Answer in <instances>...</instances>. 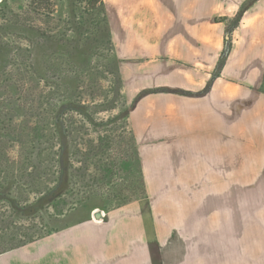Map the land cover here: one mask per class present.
Instances as JSON below:
<instances>
[{
  "label": "rangeland",
  "instance_id": "rangeland-1",
  "mask_svg": "<svg viewBox=\"0 0 264 264\" xmlns=\"http://www.w3.org/2000/svg\"><path fill=\"white\" fill-rule=\"evenodd\" d=\"M132 2L136 3L103 0L109 26L126 20L135 6ZM250 2L150 0L142 4L160 24L168 22L169 9L183 8L191 23L206 19L210 30L236 3L243 8ZM97 6L91 0H0V264H77L76 252L79 264H90L93 254L95 264L102 262V256L114 264H148L134 221L126 217L138 209L147 215L148 200L157 202L153 214L167 233L196 225L179 219L162 224L164 217L209 212L215 224L223 221L229 226L223 218L220 221L229 217L238 227L237 233L231 235L228 229L224 235L219 230L222 225L217 224L221 226L213 236L209 234L211 242L230 235L238 246L227 255L224 247L192 248L190 257L195 264H264V80L258 90L253 88V94L239 96L232 141L223 143L222 153L210 159L208 153L200 152L198 142L184 145L193 153L183 154V168L172 176L159 175L153 187L161 189L146 192L132 127H124L116 117L131 103L124 92L111 29L108 39ZM214 42L202 45L208 60L215 53ZM73 48L86 56L85 63L68 58ZM66 76L75 81L68 82ZM54 82L61 87L57 99H76L90 115L87 121L74 115V128L66 138L71 152L66 154L68 172L76 175L71 189L84 201L62 214L55 213L45 200L32 204L55 183L58 172V142H47L52 118L46 113L47 95ZM70 111L66 109L64 116L69 118ZM40 149L44 173L26 176L30 169L25 156ZM48 153L52 155L45 160ZM164 169L171 173V167ZM11 173L17 174L16 181ZM29 180L37 188L30 190ZM18 196L19 210L10 202ZM136 203L140 208L132 207ZM95 209L104 212L102 220L94 218L99 223L91 216ZM25 232V243L12 247ZM205 236V232L194 235ZM128 253L135 256H125Z\"/></svg>",
  "mask_w": 264,
  "mask_h": 264
},
{
  "label": "crops",
  "instance_id": "crops-1",
  "mask_svg": "<svg viewBox=\"0 0 264 264\" xmlns=\"http://www.w3.org/2000/svg\"><path fill=\"white\" fill-rule=\"evenodd\" d=\"M133 1H136L132 2L135 6L125 16L126 20L118 24L110 22L109 27L120 61L124 92L131 103L129 120L148 192L161 189L158 184L156 189L153 187L159 182V175L172 176L177 169L183 168V154L188 150L193 153L190 146L184 145L198 142L202 145L200 152L208 153L209 158L214 159L223 152V143L232 141L233 115L239 96L253 94V88L258 90L264 80V0H251L243 8V2L236 3L224 20L213 22L210 30L206 19L191 23L190 14L183 8L167 9L168 22L160 24L151 9L142 4V1L150 0ZM241 9L240 20L230 33V49L220 72L214 75L225 44L227 21ZM140 24L142 28H139ZM213 40L215 53L208 60L202 49ZM192 42L196 46L192 47ZM168 166L172 168L171 173L164 169ZM148 203L147 215L138 209L140 203L132 205L138 207V211L131 217L126 215L130 223L134 221L139 232L148 264H195L190 257L192 248L200 250L205 244L210 248L224 247L227 255L238 246L237 241L229 239L230 235L221 242H211L209 237L221 225L219 230L224 235L228 229L231 235L237 233L238 227L228 221L229 217L220 219L229 226H224L223 221L216 226V221H211L214 216L208 215L210 212L190 217L166 216L160 223H177L179 219L187 225H196L167 233L153 214L157 202L153 200L151 204L148 200ZM205 206L201 205L199 209ZM209 224L211 226H207ZM190 232L195 236L205 232L206 236L193 235L191 239ZM131 255L134 254L125 256ZM74 256L79 264L77 252ZM88 261L95 264V255ZM101 261L97 264H114L104 256Z\"/></svg>",
  "mask_w": 264,
  "mask_h": 264
},
{
  "label": "trees",
  "instance_id": "trees-1",
  "mask_svg": "<svg viewBox=\"0 0 264 264\" xmlns=\"http://www.w3.org/2000/svg\"><path fill=\"white\" fill-rule=\"evenodd\" d=\"M91 1H92L93 6H95L96 4L98 5L97 10L101 14H103V18H102L103 25H104L103 32L106 33V36L109 39L110 38V29H109V23L107 20L103 0H91ZM241 15H242V9L236 14V16L234 18L227 21V26H226V31H225L226 32L225 44H224V48H223V51H222L221 56H220V60L218 61V64L216 66V70L214 72V75L220 71V68H221V66L225 60V57H226V55L230 49V44H231L230 33L232 30V27L235 26L238 23V21L240 20ZM76 48H73L71 50L69 49V51L67 52L68 58L71 59L72 61L73 60H80L83 63H85L86 56L81 57V55H82L81 53L75 52ZM34 70L38 72V70L36 68H34ZM66 78H67L68 82H74L75 81V78H71L70 76L69 77L66 76ZM119 80H120V78H119ZM71 86L74 87L73 85H71ZM51 87L52 88L50 89V92H48V95H47V106H49V107L47 108L48 111H46V113L48 112L49 116L52 115L51 122H50L51 126L48 127L50 129V132H49V137L47 139L48 140L47 142H49V143L51 141L54 143L58 142L57 157L55 159L58 172L56 175L55 183L51 187H49L48 189H45L46 190V192L44 191L45 194L42 193L44 195H39L36 198V201H34V203L32 201V204H35V203L41 204L43 202V200H45L54 209L55 213L62 214L66 210H69L70 208H74L79 202L81 203L82 201H84L83 196L76 195V193L73 192V190L71 189V185L73 183L72 177L76 176V175H74L72 171L68 172V168L70 166H68L66 154L71 153V152L67 148L66 138L68 135L71 134V132L74 128V125H72L73 122H75L74 121V115L80 114L84 120H86V119L89 120L90 115L86 114L85 110L83 109L84 106L80 103V101H78L76 99H71L70 97H67V99H57L56 97L60 96V91H61V87L58 83L54 82L51 85ZM56 94H58V95H56ZM118 94H120V91L118 92ZM130 107H131V104H130V106L122 109L119 112V114H117V116H116L119 119H122L120 121L123 122V126L127 127V128L130 126V123H129ZM66 109L69 111L71 110L69 112L70 113L69 118L65 117L66 116L65 115ZM82 112L84 113V115L82 114ZM80 120H82V119H80ZM66 122H68V124H64ZM133 137H134V134H133ZM63 143H64V147H62ZM52 144L53 143L50 144V146H49L50 148H53ZM51 151H52V149H49V152H51ZM40 153H41V149L39 151H37L35 154L30 152L29 156H25V159H24V160H26L25 164H27L29 166V169H30V171H28L26 173V176L27 175H38V174H41L42 172L44 173L45 167H44L43 163H41V161L43 160V157L40 156ZM51 155H52V153H48L45 156V160H48L51 157ZM136 155H137L139 167L141 169V165H140V162L138 159L137 151H136ZM21 165H23V162L21 163ZM84 165H87V164L84 163ZM11 176H13V180L16 181L17 174L13 175L11 173ZM77 176H79V178H83V176L81 177L80 174ZM29 184L31 186L30 190H34V188H37L34 185L35 183L33 180L32 181L29 180ZM16 198L17 199H15V197L12 198L10 200V202L12 204V207H15L17 210H19L18 202L21 200V197L18 196ZM26 234H27V232H25V234L21 236V239L17 240V243L16 242L12 243L11 246L16 247V246H20L21 244H24L26 241L25 240L26 236L28 235V234L27 235Z\"/></svg>",
  "mask_w": 264,
  "mask_h": 264
},
{
  "label": "water",
  "instance_id": "water-1",
  "mask_svg": "<svg viewBox=\"0 0 264 264\" xmlns=\"http://www.w3.org/2000/svg\"><path fill=\"white\" fill-rule=\"evenodd\" d=\"M91 216H93L94 218H100V217H101V211H99V209H97V210L93 213V215H91Z\"/></svg>",
  "mask_w": 264,
  "mask_h": 264
},
{
  "label": "built area",
  "instance_id": "built-area-1",
  "mask_svg": "<svg viewBox=\"0 0 264 264\" xmlns=\"http://www.w3.org/2000/svg\"><path fill=\"white\" fill-rule=\"evenodd\" d=\"M97 209H95V210H93L92 211V213H91V215H93V213L96 211ZM102 217H104V212L103 211H101V217L99 218V220H102ZM92 219L94 220V217L92 216ZM98 219V218H97ZM95 221V220H94ZM95 222H97V221H95Z\"/></svg>",
  "mask_w": 264,
  "mask_h": 264
}]
</instances>
